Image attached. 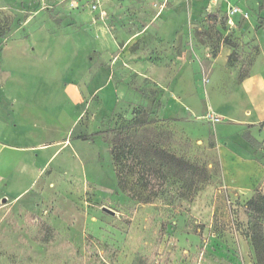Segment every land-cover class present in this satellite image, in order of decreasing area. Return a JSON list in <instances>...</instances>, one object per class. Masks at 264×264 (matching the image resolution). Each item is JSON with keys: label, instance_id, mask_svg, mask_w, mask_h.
<instances>
[{"label": "rangeland", "instance_id": "rangeland-1", "mask_svg": "<svg viewBox=\"0 0 264 264\" xmlns=\"http://www.w3.org/2000/svg\"><path fill=\"white\" fill-rule=\"evenodd\" d=\"M209 2L0 0V264H264V0Z\"/></svg>", "mask_w": 264, "mask_h": 264}, {"label": "trees", "instance_id": "trees-1", "mask_svg": "<svg viewBox=\"0 0 264 264\" xmlns=\"http://www.w3.org/2000/svg\"><path fill=\"white\" fill-rule=\"evenodd\" d=\"M211 18H214V20H217L216 15H212ZM223 23L226 24V19H223ZM134 126L133 127H141L144 123L141 122L139 119L134 120ZM132 126H128L127 128L121 127L118 129H113L106 131L105 137L110 138L109 134L111 136V139L108 141L110 144V152L113 158V161L115 164H118L121 160H125L127 167H129V163L134 162L137 170V176L140 180L139 184L140 186L145 189L146 191L150 192L153 196L157 195L159 193L165 179L163 177V173L161 171L162 163L158 162V168L153 167L151 165L145 164L144 162L138 161L136 158V150L135 147L127 146L128 139H130V135H128V131L131 129ZM99 133L92 134L91 136H99ZM242 139L244 142L249 144L251 148L259 149V144L255 141V139L250 135V133L245 132L242 135ZM159 155V150H158ZM160 156H158V159ZM173 160L175 158H172ZM178 162L179 160H175ZM182 165V164H181ZM183 166V165H182ZM191 168V167H190ZM193 168V167H192ZM118 186L119 188L127 193L129 197H133V195L129 194V192L126 190L124 176H122L120 173L118 174ZM247 209L249 213L251 214L252 219L255 221L256 226V220L264 218V197L261 195H256L252 197L246 204ZM254 226V225H253ZM251 241L252 246L254 250L257 252H261V256L263 255V249H264V236L260 235L258 231H256V227H253V230L251 232Z\"/></svg>", "mask_w": 264, "mask_h": 264}, {"label": "crops", "instance_id": "crops-1", "mask_svg": "<svg viewBox=\"0 0 264 264\" xmlns=\"http://www.w3.org/2000/svg\"><path fill=\"white\" fill-rule=\"evenodd\" d=\"M221 1L222 0H219L218 1V3L220 2L221 3ZM210 3V7H212V6H215L216 4H217V2L216 3H211V2H209ZM224 5H225V2L223 3ZM223 5V14H224V16H225V19H226V22H227V17H226V12H227V8H228V6L229 5H227L226 7ZM233 17H235L236 18V16H233ZM232 17V18H233ZM171 100H173V99H171ZM170 100V101H171ZM174 101V100H173ZM231 105H233V104H231ZM234 107H232L230 110V114H231V116H234L235 114H234ZM1 115H3V113L2 112H0V118H2L3 116H1ZM7 124H9V123H7ZM2 128V127H1ZM10 130V129H9ZM17 130H21V129H18V126L17 125H15V124H13L12 125V134L13 133H15L14 131H17ZM11 132L9 133V134H11ZM245 132H248V131H245ZM244 132V133H245ZM244 133H242V134H244ZM249 133V132H248ZM250 135L255 139V137L250 133ZM3 138H1V130H0V140H2ZM244 144H246V148H248V149H252V150H259V149H254V148H251L250 146H249V144H247L246 142H244L243 141V139H242V136H241V139H240ZM255 141L260 145V142H258L256 139H255ZM260 147V146H259ZM3 150V145L1 144V141H0V151H2ZM12 162H13V155L11 156V155H9V154H7L6 156H0V164L2 163V164H4L5 166H4V170L5 171H9V168L11 167V165H12ZM7 174V173H6ZM6 174H4V172H2L1 171V175H6Z\"/></svg>", "mask_w": 264, "mask_h": 264}, {"label": "built area", "instance_id": "built-area-1", "mask_svg": "<svg viewBox=\"0 0 264 264\" xmlns=\"http://www.w3.org/2000/svg\"><path fill=\"white\" fill-rule=\"evenodd\" d=\"M218 1L219 0H210L211 3H216ZM237 15H241L240 11L236 7L229 5L227 8L226 17H228L229 20H231L233 16H237Z\"/></svg>", "mask_w": 264, "mask_h": 264}, {"label": "water", "instance_id": "water-1", "mask_svg": "<svg viewBox=\"0 0 264 264\" xmlns=\"http://www.w3.org/2000/svg\"><path fill=\"white\" fill-rule=\"evenodd\" d=\"M104 210L107 211V212H110L109 210H107V209H105V208H104Z\"/></svg>", "mask_w": 264, "mask_h": 264}]
</instances>
